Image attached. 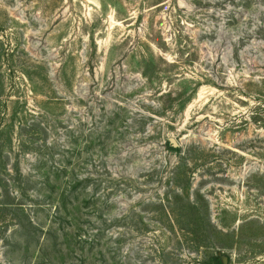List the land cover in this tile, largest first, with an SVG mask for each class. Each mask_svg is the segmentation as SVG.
<instances>
[{
    "label": "rangeland",
    "instance_id": "374dc122",
    "mask_svg": "<svg viewBox=\"0 0 264 264\" xmlns=\"http://www.w3.org/2000/svg\"><path fill=\"white\" fill-rule=\"evenodd\" d=\"M214 253L264 264V0H0V264Z\"/></svg>",
    "mask_w": 264,
    "mask_h": 264
},
{
    "label": "trees",
    "instance_id": "16d2710c",
    "mask_svg": "<svg viewBox=\"0 0 264 264\" xmlns=\"http://www.w3.org/2000/svg\"><path fill=\"white\" fill-rule=\"evenodd\" d=\"M168 147L172 149L170 143H168ZM209 260L210 262L208 264H223V261L225 260L230 261V258L228 256L227 257L223 256V254L214 253L213 255L210 256Z\"/></svg>",
    "mask_w": 264,
    "mask_h": 264
},
{
    "label": "water",
    "instance_id": "95a60500",
    "mask_svg": "<svg viewBox=\"0 0 264 264\" xmlns=\"http://www.w3.org/2000/svg\"><path fill=\"white\" fill-rule=\"evenodd\" d=\"M170 143L176 148V147H178V144H177V142L175 141V140H173V139H171L170 140ZM224 264H227V260H225V263Z\"/></svg>",
    "mask_w": 264,
    "mask_h": 264
}]
</instances>
